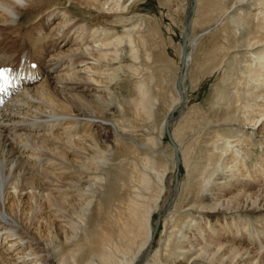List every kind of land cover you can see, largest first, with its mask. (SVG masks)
Wrapping results in <instances>:
<instances>
[{
  "label": "bare ground",
  "instance_id": "bare-ground-1",
  "mask_svg": "<svg viewBox=\"0 0 264 264\" xmlns=\"http://www.w3.org/2000/svg\"><path fill=\"white\" fill-rule=\"evenodd\" d=\"M122 1L29 0L26 8L15 7L18 18L11 22L5 14L10 0H0V264H73L82 248L66 242L69 218L61 210L76 208L99 178L94 166L96 154L110 149L109 144L96 143L100 138L95 130L109 128L119 139V132L124 130L110 119L111 91L107 84L118 45L131 31L122 24ZM69 4L79 17L70 11ZM255 5H262L264 11V0H234L229 8V20L238 38L245 37L238 47L247 48H238L228 59L212 104L213 112L223 116L212 119L200 144L204 150L192 156V161L184 157L172 126L174 154L181 160L177 158L176 166L181 163L185 176L178 178V185L176 182L174 206L161 219L158 232L152 227L158 205L155 202L144 211L141 199L147 198L148 192L143 190L149 180L151 155L162 157L165 149L141 144L137 145L140 151L150 157L145 154L147 167L139 169L143 172L140 185L132 189L133 201L129 200L131 207L126 212L128 216L135 213L140 220L133 229L132 221L122 214L116 220L119 236L130 233L134 240L115 255L105 254L104 247L112 236L107 230L111 228L106 225L100 232L103 227L99 228L89 241L100 245L102 254L91 253L95 258L90 255L86 264H264V230L238 229L232 233L234 227L244 225L242 222L254 226L252 217L264 227V38L254 41L251 33L261 24L246 26L237 19L241 18L239 13L246 15L244 20L249 24L264 18L259 11L260 17L256 16ZM24 12L27 19L20 26L19 16ZM194 24L188 40V65ZM112 27H121V34ZM182 85L185 94L184 76ZM136 88L134 104L144 109L150 94L143 83ZM64 91L74 93L81 106H90L95 115L78 114ZM78 92L85 95L87 104L79 100ZM178 97L171 101L159 125V140L167 131L169 120H164L179 103ZM148 130V140L153 144L155 128L149 125ZM259 148L262 151L257 155ZM168 152L166 163L172 164L174 171L173 151ZM161 164L165 165L163 161ZM179 189L182 192L177 194ZM158 193L160 196L162 191ZM50 201L58 202L59 208H53ZM138 207L144 212L139 214Z\"/></svg>",
  "mask_w": 264,
  "mask_h": 264
},
{
  "label": "rangeland",
  "instance_id": "rangeland-1",
  "mask_svg": "<svg viewBox=\"0 0 264 264\" xmlns=\"http://www.w3.org/2000/svg\"><path fill=\"white\" fill-rule=\"evenodd\" d=\"M233 2L234 0H200V5L197 7V0L122 1V7H124L121 11L122 16H124L122 24L124 26L126 25V29L131 30V35L129 34L128 37L127 35H123L125 42L123 38V42H120L118 45L117 58L115 57L114 60L112 59L114 61V69L109 67V71L111 72L109 73L112 76L109 74L107 84L110 87V94L112 93L108 96L112 113L110 119L117 124L116 126L124 130L119 132L121 139H119L118 136L115 138L116 135L113 136V132L109 128H105L106 130L101 128L95 130V132H97V139L100 138L96 140V143L99 145L102 141L104 144H109L110 149L107 153L96 154L94 166L97 168L99 178H94L95 190L93 188L90 194L87 193V197L84 199L82 198V201L78 202L76 208L63 207L61 210L62 213L69 218V222L72 219L71 223L68 222L70 226L66 224L68 227H66L65 231L66 242L69 240L71 243L82 245L73 264H86L91 253H96V255L102 254V250H99L100 245L96 243L92 245L89 240L94 233H97L99 228L103 227L102 230L99 229V232L103 231L106 225L108 227L107 229L111 228L107 230V233L112 236L110 240L111 243L104 247L105 254L109 253L115 255L114 253H118L119 249H125L128 247L129 243L134 240V237H131L130 233L119 236L116 220H118V216L122 214L126 219L129 218V220L132 221V229L138 225L137 221L140 220L134 216L135 213L131 212L130 216L126 213L131 207L129 200L133 201L132 196H134V190H137L136 187L140 185L139 181L142 178L141 172L143 171V167L144 165L147 167V157H150L145 151H140L137 145L147 144L150 148L153 147V149L156 147V149L160 150L165 149L164 155H162L163 158L160 156L161 154L158 153L151 155V157L154 156L155 158H150L151 162L150 164L148 163L149 166L147 170L150 174L147 173L149 175V180L147 179L148 183L146 186L141 185L142 189H144V186L146 187L143 191L146 193L148 192V196L146 194L147 198L141 199L142 203L145 204V208L144 205L142 206L144 211L151 208L155 202L158 205L157 213L152 222L155 233L158 232L161 219L166 217L167 210H169L172 205L174 206L176 199L175 192L177 190L176 182L178 185V178L181 177L183 179L185 170L179 162L176 166L177 158L179 159L178 161L181 160L174 154V142H172L173 140L170 136L172 126L175 128L182 147L184 148V157L192 161L196 156L195 154L204 150L200 147V144L204 140L203 136L209 131V127H211L209 124H212V119L223 116L221 112L215 113V110L213 112L212 104H214L216 100L214 94H216L219 88V82L223 80L222 78L226 73L228 59L230 55L238 52V50L242 51L247 48L244 46H241L242 48L238 47V45L243 44L242 42H245L243 40L245 37L238 38L240 35H238V31L229 20V16L231 15L229 8ZM256 3H259V1ZM255 6L257 12H262V15L256 12V16L260 17L261 15L264 17L263 6ZM69 9L74 16L79 17L80 14L73 8L72 4H69ZM25 15V12L20 14L19 23L23 21L25 24L27 19ZM239 16H241V18L237 19L246 26L261 24L258 28L253 27L251 29L254 41H259L264 38V28H262L264 18L261 19L260 17L258 19L259 21L257 20V22L249 24L250 22L248 20H244L246 15L239 13L238 17ZM193 22L195 24L193 25L191 34V59L188 65V40ZM23 23H20V26L24 25ZM128 24L130 25L129 27ZM112 28L116 29L115 31L117 34H121V27ZM129 38L131 40L128 43L127 40ZM239 42H241V44ZM129 49L131 50L129 51ZM132 54L134 57H131ZM183 76L185 94H183L182 90ZM247 78V76L244 77L245 80H247ZM139 83H143L150 94V97L146 100L148 103L145 102L146 107L144 109L135 106V102L138 99L136 87H138ZM73 94L72 92L69 93V91L63 92L64 97L72 108L78 110V114L84 113L89 116H94V109L90 108V106H86L87 108L81 106V103H79L76 97H73L75 95ZM76 94H79L78 96L81 102L87 104L85 102L87 99L84 94L80 92ZM234 95L233 99L237 98L236 95H238V92ZM176 97L179 98V103L171 110L170 114L166 116L164 121L169 120L167 131L163 134L162 139L159 140L157 133L159 125L163 120L164 114L171 107V101ZM170 115L171 119H168ZM149 125L155 128L153 134L156 138L153 144L148 140V137H150L149 132H151L148 130ZM100 131L102 134L99 133ZM124 132L126 134H124ZM117 138L119 139V143ZM169 149L173 151L174 171L172 164L166 163L167 158H169ZM260 151H262V148H259V151L258 149L255 150V154L260 153ZM145 154H148L146 155L147 157ZM102 159L104 160V164L100 162ZM256 159L257 158H254V160ZM162 161L166 166L161 164ZM247 163L249 164V162ZM156 173L160 174V176L158 175V179ZM171 177L172 179L169 181ZM135 179L137 181H135ZM161 184L164 186L163 190H161ZM169 189L172 190L171 193ZM160 191H162V193L159 196L158 192ZM173 191L174 194L172 193ZM181 192L182 191L179 189L177 194ZM156 193L158 194V198L156 197ZM144 196L145 194L143 197ZM55 203L58 202L50 201V205H52L53 208H59ZM202 203L208 204V202L203 201ZM164 204L166 209L165 212L162 211V206ZM146 206L148 208H146ZM143 208H137L139 214L144 212ZM155 219L158 220L155 221ZM252 219L253 220L250 221L255 224L254 226L247 225V222H242L241 224L244 223V225L240 226V224V227H234L232 233H235V231L237 232L238 229H258L262 232L264 227L260 224V221L257 220V218L255 219V217H252ZM67 229H70V232H68ZM94 242H96V240ZM154 246H156V242ZM91 256L95 258V256ZM70 263H72V261ZM70 263L68 262V264ZM95 264H98V262L96 261Z\"/></svg>",
  "mask_w": 264,
  "mask_h": 264
},
{
  "label": "clouds",
  "instance_id": "clouds-1",
  "mask_svg": "<svg viewBox=\"0 0 264 264\" xmlns=\"http://www.w3.org/2000/svg\"><path fill=\"white\" fill-rule=\"evenodd\" d=\"M28 3L29 0H10L8 12L5 14L10 16L11 22H14L15 19L18 18L15 7L26 8L28 6Z\"/></svg>",
  "mask_w": 264,
  "mask_h": 264
},
{
  "label": "snow or ice",
  "instance_id": "snow-or-ice-1",
  "mask_svg": "<svg viewBox=\"0 0 264 264\" xmlns=\"http://www.w3.org/2000/svg\"><path fill=\"white\" fill-rule=\"evenodd\" d=\"M3 75V72L2 71H0V76H2Z\"/></svg>",
  "mask_w": 264,
  "mask_h": 264
}]
</instances>
